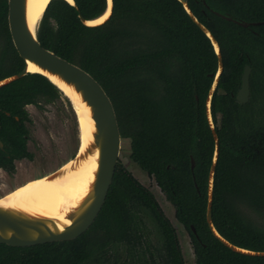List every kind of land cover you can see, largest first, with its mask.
<instances>
[{
  "label": "trees",
  "instance_id": "1",
  "mask_svg": "<svg viewBox=\"0 0 264 264\" xmlns=\"http://www.w3.org/2000/svg\"><path fill=\"white\" fill-rule=\"evenodd\" d=\"M186 1L217 40L223 61L211 99L219 145L212 221L232 244L264 251V0ZM75 3L51 0L38 39L92 74L110 96L122 139L130 142V157L175 207L177 220L191 237L195 264H264V256L223 244L206 219L215 150L206 99L211 74L218 69L210 38L180 0H113L110 17L96 26L84 24L79 14L99 17L107 0ZM247 64L250 96L241 103L237 93ZM23 68L9 30L8 0H0V80ZM61 92L38 73L0 86V137L5 144L0 167L12 171L15 157H32L26 149L28 131L22 120L29 116L24 105L53 100ZM0 264L186 262L177 229L155 194L118 160L105 202L84 233L31 246L0 243Z\"/></svg>",
  "mask_w": 264,
  "mask_h": 264
},
{
  "label": "water",
  "instance_id": "2",
  "mask_svg": "<svg viewBox=\"0 0 264 264\" xmlns=\"http://www.w3.org/2000/svg\"><path fill=\"white\" fill-rule=\"evenodd\" d=\"M180 1L183 3L185 9L190 14L192 19L210 38L218 57V69L214 74H211L214 79L206 99L207 118L215 140L214 156L209 175V199L206 210L207 223L215 237L230 249L240 253L264 256V251H253L232 244L217 231L212 221L211 196L213 187V174L215 163L218 157L219 145L211 115V99L223 70V61L220 46L210 30L198 21L196 16L190 10L186 0ZM68 2L76 6L75 0ZM107 8L108 0L106 9ZM112 8L113 0L111 13ZM43 14L38 20L36 28L30 29L27 19V0H8L9 30L14 46L21 58L24 60L25 65L20 72L1 79L0 86L8 84L27 73H38L45 76L53 84H55L72 103L73 101L70 96L65 92L60 83L51 77V75L56 76L57 79L63 82L65 85L73 87V89L80 94L81 100L90 107V116L94 121V132L93 139L88 144L86 149L81 152L79 145V149L76 154L65 163H69L73 160L74 163H72L71 166L73 168L78 167L80 162L97 153V169L95 170L94 177L90 183L89 190L85 197L79 202L77 206L73 207L72 210L67 213V218L70 220V223L60 224L57 219L52 217L41 216L26 212L24 210L0 205V243L13 246H31L53 241L70 240L84 233L92 225L105 202L114 177L122 147V136L114 104L103 86L88 71L69 61L68 59L56 54L54 51L44 47L40 43L37 36V29ZM218 14L228 20H234L243 26H248L250 24L246 21L235 20L231 16L222 15L220 13ZM79 16L82 22L88 26L102 24L109 18L108 17L100 23L90 24L88 21H92L93 19H85L81 14H79ZM259 23L260 22H253L252 24ZM29 62L34 63L39 67L40 70L30 71L28 68ZM250 73L251 66L247 64L245 65L243 71L241 87L237 93V99L241 103H245L249 100ZM0 145H2L1 141ZM194 164V159H192L191 168L194 167ZM63 166L64 164L48 175H58L61 171H63ZM192 229L195 231L194 226H192Z\"/></svg>",
  "mask_w": 264,
  "mask_h": 264
},
{
  "label": "rangeland",
  "instance_id": "3",
  "mask_svg": "<svg viewBox=\"0 0 264 264\" xmlns=\"http://www.w3.org/2000/svg\"><path fill=\"white\" fill-rule=\"evenodd\" d=\"M27 108L33 119V137L38 142L39 150L36 152L34 160L17 161L16 170L13 173H7L0 169V198L20 185L39 178L37 177L40 176L39 174L51 173L56 170L76 153L78 145H80L78 113L73 103L65 96L54 102L43 103L39 108L32 105ZM119 160L140 182L153 191L165 214L177 229L186 264H195V254L188 231L177 220L175 207L160 190L154 178L149 176L130 157L128 139H122Z\"/></svg>",
  "mask_w": 264,
  "mask_h": 264
},
{
  "label": "bare ground",
  "instance_id": "4",
  "mask_svg": "<svg viewBox=\"0 0 264 264\" xmlns=\"http://www.w3.org/2000/svg\"><path fill=\"white\" fill-rule=\"evenodd\" d=\"M51 0H27V19L30 29H35L38 20ZM70 1V0H68ZM72 1V0H71ZM112 0H108L106 11L88 21L90 24L100 23L111 13ZM30 71L40 70L34 63L29 62ZM65 92L70 96L78 113L80 124V151H84L93 139L94 121L90 116V107L81 100L80 94L73 87L65 85L57 79ZM97 153L72 167L74 161L65 163L56 176L44 175L20 185L13 191L0 198V205L24 210L29 213L55 218L60 224L70 223L67 213L77 206L89 190L90 183L97 169Z\"/></svg>",
  "mask_w": 264,
  "mask_h": 264
},
{
  "label": "flooded vegetation",
  "instance_id": "5",
  "mask_svg": "<svg viewBox=\"0 0 264 264\" xmlns=\"http://www.w3.org/2000/svg\"><path fill=\"white\" fill-rule=\"evenodd\" d=\"M24 65H25V62H24ZM62 96H65L68 100H69V98L63 93V92H61V94H60V97H57V98H55V99H53V100H50V101H46L45 99H43V98H41L40 100H38V102L37 103H32V102H30V103H26L25 105H24V108L27 110V112H28V116H29V119H23L22 121H23V123H24V125L26 126V128H27V131H28V133L27 134H25V137H26V149H27V151L28 152H30L31 154H32V157L31 158H29V157H22V158H14V160H13V162H14V164H15V168H14V170H12V171H8L7 169H5V168H3V167H0V169H2L3 171H5V172H7V173H13L15 170H16V162L17 161H21V160H23V159H27V160H30V161H32V160H34V158H35V156H36V152H38V150H39V145H38V142L36 141V139L33 137V131H32V127H33V119H32V117H31V115H30V112H29V110H28V106L29 105H32V106H35V107H41L42 105H43V103H50V102H54L55 100H57L58 98H61ZM6 114L7 115H10V112H8V111H6ZM17 120H19L20 121V118H19V116H17V115H15L14 116ZM0 141L2 142V145H0V148H2V149H5V144H4V142H3V140H2V138L0 137ZM80 144V143H79ZM78 149H79V145H78V148H77V151H78ZM76 151V152H77ZM76 154V153H75ZM74 154V155H75ZM73 155V156H74ZM8 156H10V154L8 155ZM72 156V157H73ZM71 157V158H72ZM59 168V167H58ZM57 169V168H56ZM46 174H49V173H41V174H39L40 176H37V177H41V176H44V175H46ZM34 178H36V177H34ZM30 179H32V178H30ZM28 181V180H27ZM26 182V181H25Z\"/></svg>",
  "mask_w": 264,
  "mask_h": 264
},
{
  "label": "snow or ice",
  "instance_id": "6",
  "mask_svg": "<svg viewBox=\"0 0 264 264\" xmlns=\"http://www.w3.org/2000/svg\"><path fill=\"white\" fill-rule=\"evenodd\" d=\"M70 2H71V0H70ZM109 2H111V0H109Z\"/></svg>",
  "mask_w": 264,
  "mask_h": 264
}]
</instances>
